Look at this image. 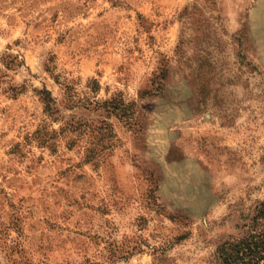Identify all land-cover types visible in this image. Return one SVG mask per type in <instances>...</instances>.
<instances>
[{"label": "rangeland", "instance_id": "374dc122", "mask_svg": "<svg viewBox=\"0 0 264 264\" xmlns=\"http://www.w3.org/2000/svg\"><path fill=\"white\" fill-rule=\"evenodd\" d=\"M262 203L264 0H0V264H222Z\"/></svg>", "mask_w": 264, "mask_h": 264}, {"label": "trees", "instance_id": "16d2710c", "mask_svg": "<svg viewBox=\"0 0 264 264\" xmlns=\"http://www.w3.org/2000/svg\"><path fill=\"white\" fill-rule=\"evenodd\" d=\"M11 64L20 66L19 57L12 55ZM49 98L50 94L44 98L47 107L52 103ZM218 254L222 264H264V203L258 207L246 234L235 242L220 246Z\"/></svg>", "mask_w": 264, "mask_h": 264}]
</instances>
